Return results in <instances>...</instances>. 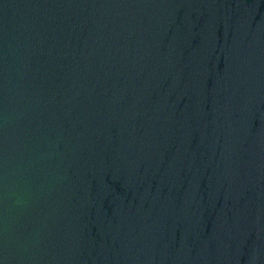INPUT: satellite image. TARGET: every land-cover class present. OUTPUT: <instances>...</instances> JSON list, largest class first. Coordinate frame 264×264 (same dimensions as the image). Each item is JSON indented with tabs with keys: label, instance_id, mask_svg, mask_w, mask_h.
Returning <instances> with one entry per match:
<instances>
[{
	"label": "water",
	"instance_id": "obj_1",
	"mask_svg": "<svg viewBox=\"0 0 264 264\" xmlns=\"http://www.w3.org/2000/svg\"><path fill=\"white\" fill-rule=\"evenodd\" d=\"M0 264H264V0H0Z\"/></svg>",
	"mask_w": 264,
	"mask_h": 264
}]
</instances>
